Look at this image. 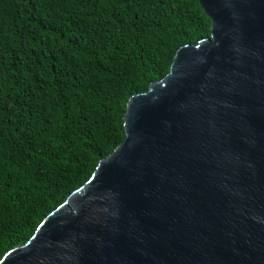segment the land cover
<instances>
[{
	"label": "water",
	"instance_id": "1",
	"mask_svg": "<svg viewBox=\"0 0 264 264\" xmlns=\"http://www.w3.org/2000/svg\"><path fill=\"white\" fill-rule=\"evenodd\" d=\"M210 35L129 97L124 138L0 264H264V0H199Z\"/></svg>",
	"mask_w": 264,
	"mask_h": 264
},
{
	"label": "trees",
	"instance_id": "2",
	"mask_svg": "<svg viewBox=\"0 0 264 264\" xmlns=\"http://www.w3.org/2000/svg\"><path fill=\"white\" fill-rule=\"evenodd\" d=\"M209 35L199 0H0V259L122 142L129 97Z\"/></svg>",
	"mask_w": 264,
	"mask_h": 264
}]
</instances>
